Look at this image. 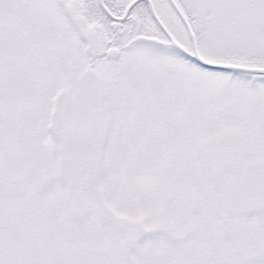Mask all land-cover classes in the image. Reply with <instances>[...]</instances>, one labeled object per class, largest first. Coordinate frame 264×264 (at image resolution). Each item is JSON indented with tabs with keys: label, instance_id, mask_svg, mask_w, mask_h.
Wrapping results in <instances>:
<instances>
[{
	"label": "snow or ice",
	"instance_id": "snow-or-ice-1",
	"mask_svg": "<svg viewBox=\"0 0 264 264\" xmlns=\"http://www.w3.org/2000/svg\"><path fill=\"white\" fill-rule=\"evenodd\" d=\"M0 264H264V0H0Z\"/></svg>",
	"mask_w": 264,
	"mask_h": 264
}]
</instances>
